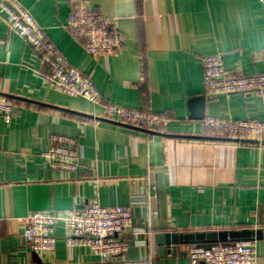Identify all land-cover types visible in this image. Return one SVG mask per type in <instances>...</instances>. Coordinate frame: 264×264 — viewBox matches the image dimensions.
Instances as JSON below:
<instances>
[{
  "label": "crops",
  "instance_id": "crops-1",
  "mask_svg": "<svg viewBox=\"0 0 264 264\" xmlns=\"http://www.w3.org/2000/svg\"><path fill=\"white\" fill-rule=\"evenodd\" d=\"M17 1L105 102L171 121L157 131L121 124L50 89L49 69L0 14V101L14 107L10 125L0 117V264H101L89 248L66 244L62 223L52 253H33L24 237L33 213L91 203L131 210L125 261L190 264V244L168 245V234L261 231L264 264V141L232 139L190 119L199 110L190 101L205 97V117L264 120L257 95L207 97L202 66L220 53L230 77L264 73V0ZM79 5L115 21L117 54L85 53L68 28ZM54 135L76 139V171L51 169L40 157Z\"/></svg>",
  "mask_w": 264,
  "mask_h": 264
},
{
  "label": "built area",
  "instance_id": "built-area-1",
  "mask_svg": "<svg viewBox=\"0 0 264 264\" xmlns=\"http://www.w3.org/2000/svg\"><path fill=\"white\" fill-rule=\"evenodd\" d=\"M0 14L12 31L25 39L38 56L40 65L49 69L45 75L50 89L73 98H82L101 107V116L110 121L150 131L166 128L171 119L146 109L125 108L105 102L99 90L81 68L72 66L50 41L34 16L17 0H0ZM115 21L85 6H76L68 17V28L82 43L89 56H113L118 53L122 39L112 33ZM205 94L210 98L233 95H257L264 106V73L230 77L220 53L202 58ZM0 117L7 125L14 119L12 104L0 101ZM206 130L232 139L264 141V120H230L206 116ZM51 146L40 157L51 169L76 171L79 167L77 141L66 136H52ZM1 222V220H0ZM66 227V244L84 246L96 255L101 264H145L124 260L128 252L125 235L132 230V213L127 207H103L91 203L84 209L65 213L39 211L26 220L24 237L33 253H52L57 247L56 226ZM190 264H257L255 241L215 244L207 248L200 244L189 246Z\"/></svg>",
  "mask_w": 264,
  "mask_h": 264
},
{
  "label": "water",
  "instance_id": "water-1",
  "mask_svg": "<svg viewBox=\"0 0 264 264\" xmlns=\"http://www.w3.org/2000/svg\"><path fill=\"white\" fill-rule=\"evenodd\" d=\"M206 98L198 97L190 101L192 109H199L197 113H193L190 119L200 121L205 117V105ZM196 110V109H195ZM150 132V131H146ZM157 134L155 132H150ZM253 142V141H246ZM264 143V142H263ZM261 231H235V232H211V233H198V234H168V245H185V244H200L207 248H210L215 244H228L238 241H258L261 239Z\"/></svg>",
  "mask_w": 264,
  "mask_h": 264
}]
</instances>
